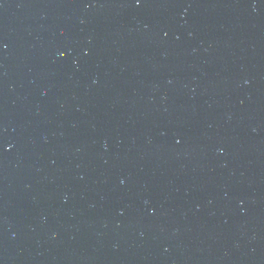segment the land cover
I'll return each mask as SVG.
<instances>
[{
	"label": "water",
	"instance_id": "1",
	"mask_svg": "<svg viewBox=\"0 0 264 264\" xmlns=\"http://www.w3.org/2000/svg\"><path fill=\"white\" fill-rule=\"evenodd\" d=\"M0 264H264V0H0Z\"/></svg>",
	"mask_w": 264,
	"mask_h": 264
}]
</instances>
